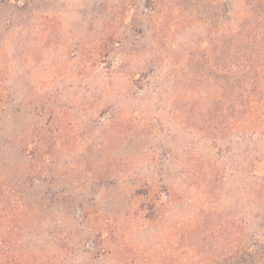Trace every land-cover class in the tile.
I'll return each instance as SVG.
<instances>
[{"label":"rangeland","instance_id":"1","mask_svg":"<svg viewBox=\"0 0 264 264\" xmlns=\"http://www.w3.org/2000/svg\"><path fill=\"white\" fill-rule=\"evenodd\" d=\"M249 14L264 28V0H0V264H264Z\"/></svg>","mask_w":264,"mask_h":264},{"label":"trees","instance_id":"2","mask_svg":"<svg viewBox=\"0 0 264 264\" xmlns=\"http://www.w3.org/2000/svg\"><path fill=\"white\" fill-rule=\"evenodd\" d=\"M254 15L255 14H249V16L245 17L237 30V58H248V47L251 44L258 45V43L262 42L261 40H264V28H257V24L254 21L256 15ZM253 52L254 51L251 50V53ZM252 56H254V54H252Z\"/></svg>","mask_w":264,"mask_h":264}]
</instances>
